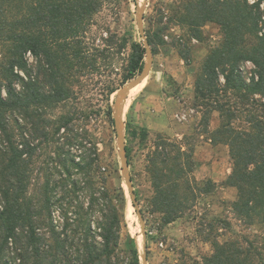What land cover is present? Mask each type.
<instances>
[{
	"label": "trees",
	"instance_id": "trees-1",
	"mask_svg": "<svg viewBox=\"0 0 264 264\" xmlns=\"http://www.w3.org/2000/svg\"><path fill=\"white\" fill-rule=\"evenodd\" d=\"M102 6V0H0V264H122L126 198L122 194L118 204L113 197L96 143L75 131V112L52 115L68 99L66 85L85 58L82 37ZM177 19L200 40L208 22L222 28V42L197 72L196 97L209 112L221 113L210 139L230 148L233 170L225 184L238 189L234 211L264 223V114L250 108L252 99L264 106V0H183ZM148 40L155 53L158 42L149 35ZM131 47L120 86L145 65L144 42ZM30 55L42 58L36 74ZM247 61L255 65L252 76L242 67ZM226 90L244 106L223 100ZM109 114L115 123L112 106ZM241 114L246 126L235 123ZM204 120L208 123V114ZM43 144H54L57 163L55 170L43 168L46 176L32 195L33 164ZM76 146L83 151L73 152ZM147 162L154 187L150 212L164 225L216 190L213 180H196L194 147L184 142L158 135ZM208 239L214 249L204 264H264V251L257 262L234 241ZM126 254L128 264H142L132 237Z\"/></svg>",
	"mask_w": 264,
	"mask_h": 264
},
{
	"label": "rangeland",
	"instance_id": "rangeland-1",
	"mask_svg": "<svg viewBox=\"0 0 264 264\" xmlns=\"http://www.w3.org/2000/svg\"><path fill=\"white\" fill-rule=\"evenodd\" d=\"M102 2L92 26L82 37L85 58L78 75L66 85L68 99L53 109L52 115L75 112V131L87 133L96 143L113 197L118 204L122 194L126 198L121 204L122 264L129 262L126 252L130 237L136 240L141 258L144 235L126 184L116 123L112 122L109 108L112 106L114 118L117 92L130 81L120 86L132 52L131 44L144 42L138 24L140 13L144 15L147 37H153L158 44H155L154 63L145 85L133 89L126 102L124 126L130 173L140 206L145 211L149 264H204L214 249L209 236L221 242H236L260 262L264 251V223L243 218L234 211L238 189L225 184L233 170L230 148L226 144H214L210 139L211 132L221 124V113L209 112L208 105L196 97L197 72L209 52L222 42L221 26L208 22L203 28V39L193 38L189 28L177 19L183 0ZM29 57L36 74L42 58ZM242 67L248 76L254 74L252 62L247 61ZM221 80L224 85V77ZM117 87L119 89L111 94ZM222 99L244 106L242 99L231 90L223 91ZM250 105L257 113L264 114L262 102L252 99ZM207 114L208 123L204 120ZM235 123L246 126L245 114ZM145 130L148 131L146 139L143 138ZM26 131L29 137L30 131ZM160 134L194 147L198 164L194 172L196 180L201 183L210 179L217 185L213 193L203 195L192 210L168 225L162 223L159 214L150 212L154 187L147 169V155ZM82 151L78 146L73 150ZM39 153L40 157L33 164L32 195L38 193L46 176L47 169L43 168L49 166L55 170L57 163L54 144H43Z\"/></svg>",
	"mask_w": 264,
	"mask_h": 264
},
{
	"label": "water",
	"instance_id": "water-1",
	"mask_svg": "<svg viewBox=\"0 0 264 264\" xmlns=\"http://www.w3.org/2000/svg\"><path fill=\"white\" fill-rule=\"evenodd\" d=\"M138 24H139V28H140V31L142 33V36L144 38L145 47L147 49V53H146L147 58L145 61L144 68L140 72V74L136 78L127 82L124 86H122L118 90L116 101L114 103V120L116 123L117 132H118L119 152H120L122 164L124 167L126 184L128 186L133 205L138 211V215H139L141 225H142V232L144 235L141 260H142V264H149V261H148V243H147L148 233H147V229H146V220H145L142 208L140 206V202L138 200V197H137L134 185H133L132 176L130 173V164H129V159H128V155H127V143H126L125 126H124V124H125L124 123V114H125L126 102L129 99L133 89H135L137 86L144 83V81L148 78V76L150 75V72L152 70L153 63H154V52H153L151 44L148 40L146 32L144 30V15L141 13L139 14Z\"/></svg>",
	"mask_w": 264,
	"mask_h": 264
},
{
	"label": "crops",
	"instance_id": "crops-1",
	"mask_svg": "<svg viewBox=\"0 0 264 264\" xmlns=\"http://www.w3.org/2000/svg\"><path fill=\"white\" fill-rule=\"evenodd\" d=\"M145 82H146V81H145ZM145 82H144V83H142V84H141V86H142V85L144 86V85H145ZM143 86H142V87H143ZM135 89H138V88H135ZM141 89H142V88H141Z\"/></svg>",
	"mask_w": 264,
	"mask_h": 264
}]
</instances>
